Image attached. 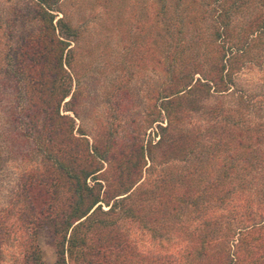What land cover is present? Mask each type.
Instances as JSON below:
<instances>
[{"label":"trees","instance_id":"1","mask_svg":"<svg viewBox=\"0 0 264 264\" xmlns=\"http://www.w3.org/2000/svg\"><path fill=\"white\" fill-rule=\"evenodd\" d=\"M34 1L38 34L5 54V71L28 100L22 108L27 132L45 162L19 184L24 205L18 218L27 228L15 264H264V124L251 128L246 113L237 118L219 100L208 112L209 136L182 126L201 107L198 94L223 98L251 51L263 50L264 0H158L149 18L137 20L135 41L149 22L164 24L162 35L147 42L149 63L162 77L148 94L151 123L165 120L148 146L120 145L113 122L91 141L82 129L73 132L74 117L59 106L77 116L79 83L67 69L80 31L63 16L54 21L60 0ZM185 26L189 46L183 45ZM187 47L195 56L187 57ZM156 147L165 161L197 158L199 164L148 186L142 174ZM126 222L159 239L176 236L177 248L164 254L138 249ZM42 229L52 240L51 262L38 242ZM3 240L0 233V264Z\"/></svg>","mask_w":264,"mask_h":264},{"label":"rangeland","instance_id":"2","mask_svg":"<svg viewBox=\"0 0 264 264\" xmlns=\"http://www.w3.org/2000/svg\"><path fill=\"white\" fill-rule=\"evenodd\" d=\"M157 1L60 0L59 10L53 11L54 21L63 16L80 31L79 37L71 41L72 69H67L79 83L81 96L75 105L77 116L65 110L63 102L59 106L60 112L74 117V133L78 134L77 128L82 129L91 141V135L101 126L113 122L117 129L115 139L120 145L133 142L148 146L157 141L160 132L157 124L164 125L165 120L161 117L159 121L151 123L155 113L153 100L148 98V94L153 87H157L162 77L149 63L147 42L149 39L155 41L158 33L162 35L164 24L149 22L146 34L138 32V41L132 35L137 31V20L142 23L149 18L153 10L150 6L154 4L157 7ZM35 7L34 0H0V233L4 236L1 264H15L22 254L27 227L18 218L24 205L20 181L27 173L42 169L45 165L43 152L39 151L35 139L27 132L28 119L25 114L22 115L25 113L22 108L28 100L21 98L15 80L5 71L8 49L38 34ZM234 22H239L237 17ZM190 30L188 26L183 28V45L191 44L187 36ZM186 49L187 57L191 54L195 56L194 48ZM246 61L234 75L231 92L223 98L212 92L207 97L198 94L195 105L201 107L186 117L182 123L184 129L192 133L200 129L204 136H209L208 121L211 118L208 112L219 100L224 103V109L236 113L237 118L241 117L239 114L246 113L247 124L251 128L256 129L264 124V48L262 51L252 50ZM241 96L244 102H241ZM68 98L69 95L65 100ZM153 150L154 161H146L142 174L143 183L148 186H152L162 175L173 171L185 172L199 164L197 158L165 161L160 158L162 148ZM210 154V151L204 153L206 165ZM125 229L142 251L164 254L177 248L174 235L159 239L135 222H126ZM37 238L44 260L53 261L55 254L49 234L42 229Z\"/></svg>","mask_w":264,"mask_h":264}]
</instances>
